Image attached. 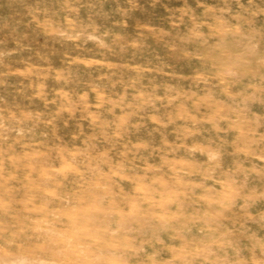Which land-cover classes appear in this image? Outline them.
<instances>
[{
    "label": "rangeland",
    "instance_id": "obj_1",
    "mask_svg": "<svg viewBox=\"0 0 264 264\" xmlns=\"http://www.w3.org/2000/svg\"><path fill=\"white\" fill-rule=\"evenodd\" d=\"M122 63L133 85L139 79L165 82L158 97L184 98L176 108L188 113L186 128L181 144L171 142L168 151L188 157L193 171L204 173H190L187 218L182 226L175 224V238L161 239L158 264H264V0H0L1 139L53 146L55 138L71 136L63 126L90 130L87 139L94 142L118 136L127 147L131 138L142 139L149 133L141 121L144 114L131 115L124 137L114 125L124 118L108 119L107 125L78 120L85 100L106 99L104 85L121 77L113 72L122 71L115 66ZM141 66L152 72H140ZM87 73L99 80L91 82ZM53 95L52 103L66 113L61 124L50 114L49 102L31 100ZM159 105L164 123L170 117L165 103ZM139 157L130 147L124 159ZM12 205L22 213L21 206ZM0 215V233L6 232L0 234V249L24 243L27 223L7 224L5 213ZM64 249L27 256L55 264L86 263L76 258L80 250Z\"/></svg>",
    "mask_w": 264,
    "mask_h": 264
},
{
    "label": "bare ground",
    "instance_id": "obj_2",
    "mask_svg": "<svg viewBox=\"0 0 264 264\" xmlns=\"http://www.w3.org/2000/svg\"><path fill=\"white\" fill-rule=\"evenodd\" d=\"M99 58L98 56L97 59ZM109 64L112 63L108 62L106 65ZM115 66L122 68V71H114L113 74L121 77L104 85L109 89L104 94L107 100L98 96L85 100L78 120L86 119L92 125H107L108 119L114 117L113 121H116L124 118V121L114 122L116 131L110 125L115 133L124 137L123 133L128 131L127 122L131 115L144 114L141 121L146 122L149 133L143 132L145 134L140 135V140L146 141L147 145L140 144V140L135 137L131 138L133 143L129 144L136 155H141L140 159H124L130 147L128 144L126 147L125 143H118V136H115L116 141L112 136L106 135L101 141L94 142L87 139L91 131L85 128L73 131V128L63 126V133H70L71 136L55 138L53 146L38 145L37 142L19 146V140L8 143L0 137V201L4 200L0 202V211L6 215L3 222L28 225V229L22 233L24 243L14 245L13 241L11 247L0 249V264H55L56 262L29 257L27 253H63L65 247L68 250H80L76 258L83 259L85 264H158L160 249L163 247L160 248L159 245L161 239L166 237L170 240L174 237L179 222L181 225L186 220V208L191 201L187 195L191 186L188 183L190 173H194V176L204 173L198 169L193 171L188 157H174L176 152L168 151L175 143L181 144L179 136L186 126L188 113L179 111L176 107H180L184 98L172 91L169 93L173 95H168L167 98L158 97L167 83L161 82L156 86L153 82H140L139 79L138 84L133 85L124 70V64ZM138 69L140 72L142 69L151 71L147 66ZM87 74L89 80H99L97 74ZM92 80L90 81L93 82ZM40 89L33 92H39ZM147 89L155 93H146L149 92ZM93 91L100 93L97 89ZM131 91L136 95L129 97ZM55 98L53 95L31 100L41 104L49 102L52 106L50 114L58 117L54 120L60 123L65 120L62 117L66 113L56 103H52ZM160 102L165 103L166 116L170 117L164 123L159 121L165 116L161 112ZM99 110L103 113L98 112ZM159 131L162 133L157 134ZM126 139L130 138L127 136ZM171 142L174 144L171 145ZM167 145L169 146L166 148ZM114 151L116 152L113 153ZM185 152L182 151L183 154ZM10 194L12 202L8 196ZM12 204L21 206L18 211L22 209V213H17ZM31 219L35 220V226H30Z\"/></svg>",
    "mask_w": 264,
    "mask_h": 264
}]
</instances>
